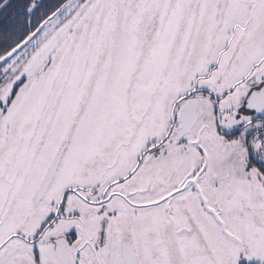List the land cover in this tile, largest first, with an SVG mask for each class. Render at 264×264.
<instances>
[{
    "label": "rangeland",
    "instance_id": "obj_1",
    "mask_svg": "<svg viewBox=\"0 0 264 264\" xmlns=\"http://www.w3.org/2000/svg\"><path fill=\"white\" fill-rule=\"evenodd\" d=\"M222 9L227 22L216 26ZM62 16L48 24L28 57L0 83V170L6 166V173H0L6 189L0 190V200H6L7 208L19 207L15 201L31 200L33 176H40L44 162L51 161L64 143L68 146L64 160L78 159L71 165L74 170L81 171L86 161L81 187L94 182L91 174L100 173L102 181H109L108 172L124 170L129 155L162 139L173 102L187 92V80L199 68L214 64L220 37L226 42L228 32L236 28L242 29V35L250 28L264 27V0H85ZM260 41L257 32L247 41L252 51L247 59L258 55ZM147 54L156 102H135L126 108L118 103V88L124 89L121 75L133 59ZM246 63L232 68L228 77ZM140 76L141 71L135 84ZM62 90L67 97L58 103L55 93ZM84 92L87 96L81 98ZM50 103L52 108L47 107ZM156 111L162 113L161 120L153 116ZM31 118L41 122L33 126L49 132L47 141L43 132L38 133L33 147L24 135V125ZM186 172L190 175L183 179V188L170 196L193 197L189 189L194 188L193 173L188 167ZM79 179H74V185ZM58 193L55 189L54 196ZM153 221L147 249L154 254L155 264H218L200 253L198 228L203 220L189 203L176 212L169 207ZM13 222L1 224L0 215V242L15 237Z\"/></svg>",
    "mask_w": 264,
    "mask_h": 264
},
{
    "label": "flooded vegetation",
    "instance_id": "obj_2",
    "mask_svg": "<svg viewBox=\"0 0 264 264\" xmlns=\"http://www.w3.org/2000/svg\"><path fill=\"white\" fill-rule=\"evenodd\" d=\"M225 12L216 26L227 22ZM256 29L241 35L236 28L226 42L220 37L214 64L199 68L187 80V92L173 102L162 139L131 156L124 170L108 172L109 181L98 173L94 183L81 187L74 159L42 207L29 208L24 200L12 216L15 237L0 242V264H131L132 250L138 264H155L147 249L149 225L156 214L169 207L176 212L184 203L202 218L218 264H264V27ZM256 32L259 52L247 59L252 53L247 41ZM31 46L0 69V83ZM153 116L161 120L162 113ZM43 167L37 173L41 181ZM187 167L193 197L170 196L183 188ZM37 183L35 177L32 184Z\"/></svg>",
    "mask_w": 264,
    "mask_h": 264
},
{
    "label": "water",
    "instance_id": "obj_3",
    "mask_svg": "<svg viewBox=\"0 0 264 264\" xmlns=\"http://www.w3.org/2000/svg\"><path fill=\"white\" fill-rule=\"evenodd\" d=\"M71 5L65 7L59 13L52 15L50 18H48L47 21H45L43 24H41L39 26V28L34 33L29 35L27 37V39L22 44L18 45L15 49H13L9 53H7L5 56L1 57L0 58V69L3 68L4 66H6V64L8 62H10V60L14 59L15 57H17V55L21 54L25 49H27V47L31 46L34 42H36L38 40L39 35H41L44 32V30H48L47 29L48 24H51L55 20H58L59 17L62 16V14L66 10H69ZM150 63H151V58H150L149 54H147L146 56L145 55L138 56L136 59H133L132 64L129 66V68H127V70H125L121 75V77L123 78V82H120V83H121V86L124 87V89H121V87L118 88L121 91V96H120L118 103H121L126 108H128V105L135 103V102L138 103V105L150 103L151 100L153 102H156V100L154 98L155 88H154L153 79L151 76L152 71H153V66L149 65ZM140 71H141V76H140L141 78L138 79L137 83L135 84V80H136L135 76L136 75L138 76V73ZM150 83H151V85H149ZM73 92L74 91H72V93L69 97H71L73 95ZM55 94H56L55 99L58 103L61 102L62 98L67 97L66 91H64V90H62L61 92H56ZM86 96L87 95L85 92L81 94V98H86ZM47 107L52 108L51 103ZM145 115H146V117H149L150 112L148 111ZM37 122H39V120L37 118L36 119L31 118V120L29 119L27 121V123L24 125V135H25V137H29V143L32 145V147L35 145L34 143H36L39 139V136H37L38 133L43 132V136L46 137L43 141H47V138H48L49 132L47 130L43 131L44 127H42V129H41V127L33 126V123H37ZM39 123H41V122H39ZM44 146L45 145H42V147H44ZM67 147H68L67 143H64L63 147L59 148V150L56 151V153L54 154V158L51 161L46 160L44 162L43 165L45 166V168L43 167L44 171H43V174L41 176V177H43L42 181H41V178L39 179L40 176L36 178V180H38V183L34 187L35 189H34L33 196H32L30 201L28 200V202L25 203V206H27L29 208L34 207V208L39 209V207H41L43 204H45V200H44L45 197L47 198V197L52 196V192L49 193V191H50L49 189L54 188V186H56L58 184V182L61 180L60 178L62 177L63 172L66 169L67 164L69 165V163H67L64 160V158H65L64 155H65V151L67 150ZM39 150L40 149H37V151H39ZM131 156H132V154L129 155V157H131ZM21 161H24V159H22ZM85 163H86V161L83 163V166H82L83 168L80 171V175L83 173L82 171H84V169H87V167L85 166ZM16 167H18V166H16ZM12 168H13V166H12ZM5 169H6V166L4 165V167L0 170V173H6ZM68 169H69V167H68ZM80 175H76V178H77V176L80 177ZM74 176H75V174H74ZM93 176H94L93 174L90 175V180H92V179L94 180ZM35 177H36V175L33 176L30 186H33L32 183H33V179ZM73 177H72V179H73ZM80 178H81L80 180L84 183L82 176ZM3 183H0V190L2 189L3 191L6 192V189H5V186L3 185ZM92 183H94V182H92ZM3 197H5V196H3ZM15 203L18 204L19 207H21L23 205V203L18 202V201L17 202L15 201ZM19 207L7 208L6 200L1 199L0 200L1 224L4 222H9V219L13 220L12 219L13 213ZM1 210H3V211L1 212ZM24 213H25V215H27L26 210H24ZM24 221H25V224H28L29 220L25 219ZM198 238H199L200 253L203 256L207 257V259L212 256V258L209 259L210 261L216 260V259H213V254H211V251H210L211 249L209 248V246L207 244V238L204 234V230L202 231V227L198 228ZM175 240L176 239H172V241H175ZM131 252H132L131 264H138L133 250ZM173 256L176 257L177 255H173Z\"/></svg>",
    "mask_w": 264,
    "mask_h": 264
},
{
    "label": "trees",
    "instance_id": "obj_4",
    "mask_svg": "<svg viewBox=\"0 0 264 264\" xmlns=\"http://www.w3.org/2000/svg\"><path fill=\"white\" fill-rule=\"evenodd\" d=\"M73 1L0 0V17L3 18L0 22V58L22 44L30 32L39 28L52 15L71 4V7L83 4L85 0Z\"/></svg>",
    "mask_w": 264,
    "mask_h": 264
}]
</instances>
